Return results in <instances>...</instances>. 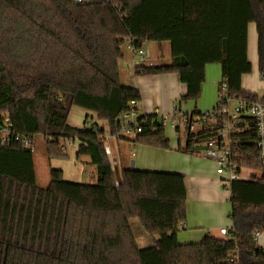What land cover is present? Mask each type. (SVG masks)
Segmentation results:
<instances>
[{"label": "trees", "instance_id": "16d2710c", "mask_svg": "<svg viewBox=\"0 0 264 264\" xmlns=\"http://www.w3.org/2000/svg\"><path fill=\"white\" fill-rule=\"evenodd\" d=\"M263 17L264 0H0V264H264L255 237L264 232V170L253 130L242 138L241 164L259 176L229 184L227 235L197 243L177 241L186 224L184 177L126 167L116 180L105 151L106 134L169 149L152 114L137 119L150 123L140 134L118 137V120L140 101L136 88L120 83L125 45L169 42V64L136 66L133 76L176 74L186 86L179 104L197 102L210 64L220 67L217 93L224 83L226 96L256 102L241 80L252 69L247 26L254 24L264 85ZM72 107L96 114L106 129L70 126ZM205 113L189 117L198 123ZM217 118L195 133L178 128L185 142L176 150L198 154L215 135ZM35 137L48 160L65 158L62 142L73 140L76 157L86 156L94 167V181H65L61 170L50 169L48 185L38 186L33 152L23 146ZM133 219L157 238L153 246H137Z\"/></svg>", "mask_w": 264, "mask_h": 264}, {"label": "crops", "instance_id": "0c3cea01", "mask_svg": "<svg viewBox=\"0 0 264 264\" xmlns=\"http://www.w3.org/2000/svg\"><path fill=\"white\" fill-rule=\"evenodd\" d=\"M157 11L158 13L161 12L160 9H158ZM251 25H253V27L255 28L254 24H249L247 26V58L250 64H251L250 57H253L255 53H256V59H257V35H256V30L254 32V28ZM250 27H252L251 30H250ZM253 32L255 33L254 36H253ZM141 49L145 52V55H146V62L144 64L146 66L166 65V64H169L172 60L169 42H160V43L149 42V43L144 44ZM122 54H123L122 58L118 62V72H119L120 83L124 86H132L136 88L140 95V101L138 102L137 108H136V116H135L136 119L144 115L152 114V112H154L155 109L159 110L161 114L169 115L172 112V110L178 106H179V109L182 111V113H185V114H189L194 111L200 112L199 110H197L196 106L194 107L193 110H189V108L187 107L180 106L181 103L179 104V99L185 95L186 86L180 83L178 76L176 74L134 77L133 72H132L131 77L129 79L125 78V72L120 68V66L123 67L125 63L126 64L128 63L134 70V67H136V58L133 57V55L128 50L126 45L122 48ZM218 69L220 70L219 65H217L216 68L212 67L211 64L205 67V74L208 78L209 86L208 88H206L205 85H202L200 98H202L203 96H206L207 98H210L211 103H213V100L215 99L214 97H216L217 102H218V93H217L218 87L217 89H215L217 80L211 81L212 76L217 72ZM243 77L241 80V89L246 93H250L246 91L243 86V83H242ZM196 103L194 104L196 105ZM199 106H201L200 101H199ZM215 106L211 110H213ZM73 108L74 107H72L71 110H73ZM201 109H205V108H201ZM81 114L83 115V113ZM91 114H94V113H91ZM84 117L87 118L88 115H84ZM99 121L100 122H95V123L99 126H102L104 129H106L107 127L106 122L101 121V120ZM67 122L69 124L68 120ZM69 125L75 128L80 127V126H77L76 124H69ZM80 125H82V123ZM177 134H178V140H177L176 146L177 147L178 145L183 146L185 142V136L183 132H180ZM181 136H182V142H180ZM35 139L36 140L38 139L39 141H41L42 148H43L44 147L43 142L40 139V137H35ZM35 139H34V142H35ZM110 141L111 143L109 144ZM125 142L127 141L116 140L115 138H112L107 134L105 136V146L107 147L110 155L112 151L113 153H115L116 156H118V162H119L120 168L127 167L131 169L129 166V162H130V159H134V162L132 163L135 167V168L133 167L135 170L146 171V172H156V173L179 174L184 177V186L187 192L186 224L184 225L183 229L180 230L177 234V241L179 244L197 243L205 235H209L214 238H221L219 234V230L221 228H225L227 231H229L230 226H231L230 222L228 223L229 226L228 224H226L227 227L223 226V221H222L223 198L221 194L219 193L220 184L218 182V179L220 176L216 174V168L215 170L212 169L210 171H204L203 166H201L198 163V160L194 159L188 154H176V153H167V152H160V151H159L160 152L159 154L161 156V161L153 162L152 160H148L147 156L152 158L153 155L155 154L154 151L147 150L145 149V147L138 146V145L136 146L129 145L130 146V149H129L127 145H125ZM71 148L73 149H71L70 153L76 159L77 158L76 148L75 147H71ZM126 148L130 150L129 152L130 157L128 156V158L124 157L120 152L121 150L123 152L124 150H126ZM135 151H138V157ZM83 157H85L83 163L86 165H90L89 159L86 156H83ZM53 160H56V159L48 160V163H47V177L45 178V180L43 179L44 180L43 185H45V187L49 183V171L50 169H53L51 168L52 167L51 161ZM34 167H35V175H36L37 184L38 186L41 187V184H39L40 177L37 174L35 162H34ZM57 167H59L58 169L62 171V177L65 180L66 178H69V177H71V179H76L77 177H80L79 179L81 180L83 173H84V169L82 168L75 169L73 172L68 171L67 177H66L64 169L60 165ZM75 173L77 174V176L75 175ZM94 173H95V169H94L93 174ZM44 177H45V174H44ZM80 180H71V181L79 183ZM229 197H230V193H229ZM229 197H228V200H229ZM229 212H230V204H229V209L227 212L228 215H229ZM138 236L141 237L140 234H138ZM148 238L149 239L147 240L145 239V241H143L142 247L139 245V243L137 244L136 240L135 242L139 248L153 246L154 241H156L157 238H155L154 240L151 239L150 237ZM256 243L258 247L264 251V232L260 233L256 237Z\"/></svg>", "mask_w": 264, "mask_h": 264}, {"label": "built area", "instance_id": "2783aa9c", "mask_svg": "<svg viewBox=\"0 0 264 264\" xmlns=\"http://www.w3.org/2000/svg\"><path fill=\"white\" fill-rule=\"evenodd\" d=\"M74 1L84 3L97 0ZM126 46L133 57L136 58V66L144 65L146 62L145 52L142 49H135L131 44ZM226 92V84L223 83L218 92V102L214 111L203 114L200 118L201 121L198 123L195 120L192 121L189 114L182 113L178 107H175L169 115L161 114L157 109L154 110L152 115L162 122L163 127L165 122L174 131L178 128L182 130L187 128L191 133L197 132L200 125L205 123L207 118L212 122L213 119L215 120L218 117L220 124L216 127L215 135L208 138L201 145L198 155L215 164L218 176H227V179L222 181L224 185L228 186L232 181L241 180L243 172L247 171L241 164L244 157L241 142L242 138H247L252 130L256 135L255 150L257 159L264 170V95L261 99L258 98L256 102H249L236 97H228ZM137 104L138 102H131L126 113L118 120V137L133 138L141 133L142 126L150 125L148 121H142L140 125L137 123L135 118ZM23 146L30 148L33 152V145L29 141L25 140ZM75 146L73 140L65 139L62 142L61 150L66 151L68 147ZM248 177L250 178V175ZM219 234L226 236L227 230L221 228ZM258 235L256 234L255 237ZM230 264H236V262L231 260Z\"/></svg>", "mask_w": 264, "mask_h": 264}, {"label": "rangeland", "instance_id": "374dc122", "mask_svg": "<svg viewBox=\"0 0 264 264\" xmlns=\"http://www.w3.org/2000/svg\"><path fill=\"white\" fill-rule=\"evenodd\" d=\"M253 27V25H251ZM252 27H250V30L252 29ZM254 28V27H253ZM254 32H255V28H254ZM253 32V36L254 33ZM251 60V72L248 75H245L243 77V86L245 88L246 91L255 94V96L259 99H261L264 95V85L262 83V80L260 79L259 73H258V66H257V59H256V53L255 55H253V57H250ZM148 63V62H147ZM212 67H217L216 64H211ZM120 68L125 72V78L129 79L131 77V74L133 72L132 67L127 63L124 64L123 67L120 66ZM213 78V79H212ZM211 81H215L217 80L216 83V87L215 89H217V87L219 86V84L222 82L221 80V75H220V70L218 69L217 72L212 76ZM208 78L205 74V82L203 85H205L206 88H208ZM215 99L213 100V103H211L210 98H207L206 96H203L202 98H198L196 105L194 104V102L192 101H188V102H183L180 104L181 107H187L189 108V110H193L194 107L196 106L197 110H199L201 113H205L209 110H211L216 104H217V99L216 97H214ZM199 101L201 103V106H199ZM201 108H205V109H201ZM83 113V115L81 114ZM153 113V112H152ZM84 115H88L87 118L84 117ZM92 118H91V117ZM69 124H76L78 127V129H81L83 127H88L87 125L90 124H96L95 122H100L96 115L91 114L90 112H87L81 108L78 107H74L73 110H71L70 114H69V118H68ZM82 123V125H80ZM77 128V127H76ZM164 135L165 137L168 139V143H169V149L168 150H163V149H159V148H155V147H150V146H143V145H138V146H142L145 147V149L147 150H151L154 151V155L152 158H150L149 156H147L148 160H152L153 162H158L161 161V156H160V152H167V153H176V154H183L181 152H178L177 149V140H178V134L172 130L169 125L167 123L164 122ZM39 139V138H38ZM35 139V142L33 143V158H34V162H35V166L37 169V174L40 177L39 179V184H41L42 188H45V185H43V181L45 180V178L47 177V163L48 160L47 158H45V153L44 152V147L42 148V144L41 141ZM41 139V138H40ZM180 142H182V136L180 138ZM111 143V141L109 142V144ZM125 145H127V147L130 149L129 145H134L136 146L137 144H133L131 142H125ZM44 146V144H43ZM173 146V148H172ZM71 149L68 147L67 148V156L63 159H56L51 161L52 162V167L53 169H58L59 167L57 166H61L64 169L65 175L67 177V172L71 171L73 172L75 169H84V173L83 176L81 178V180L79 179L80 177H77L76 179H71V177L66 178L65 181H71V180H80L79 183H92L94 181V167H92L91 165H86L83 163L85 157L80 156L78 158L75 159V157L70 153ZM126 148V150H124L122 152V150L120 151L121 154L124 157L128 156L130 157V150ZM105 151L108 153V159L110 161L113 173H114V177L116 180L119 179V162H118V156L115 155V153H113L111 151V155L107 149V147L105 146ZM160 151V152H159ZM135 153L137 154L138 157V151H135ZM171 155V154H169ZM191 157H193L194 159L198 160V163L203 166V170L204 171H210V170H215L216 166L215 164L206 159L203 158L202 156L198 155V154H188ZM134 162V159H130L129 162V166L130 163ZM135 168V167H134ZM133 168V169H134ZM137 168V167H136ZM60 170V169H58ZM45 174V177H44ZM249 174H255L257 176H259L258 173L256 172H251L250 171H245L242 174V177L244 179H246L248 177ZM75 175L77 176V174L75 173ZM44 179V180H43ZM222 179H227V176H220L218 179V182L220 184V189H219V193L221 194L222 198H223V205H222V221H223V226L227 227L226 224H228L230 222V220L228 219V209H229V202H228V197H229V185H224ZM72 182V181H71ZM229 226V224H228ZM130 227H131V231L132 234L134 233L133 236H135V240L137 242V244L139 243V245L142 247V243L143 241H145V239H149L148 235H146L143 230L141 229L139 223L137 220L133 219L130 223ZM138 234H140L141 237L138 236ZM221 238H223V236L220 235ZM147 248V247H145Z\"/></svg>", "mask_w": 264, "mask_h": 264}, {"label": "water", "instance_id": "95a60500", "mask_svg": "<svg viewBox=\"0 0 264 264\" xmlns=\"http://www.w3.org/2000/svg\"><path fill=\"white\" fill-rule=\"evenodd\" d=\"M133 167H134V165H133V163L131 162V163H130V168L133 169Z\"/></svg>", "mask_w": 264, "mask_h": 264}]
</instances>
